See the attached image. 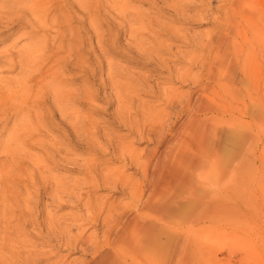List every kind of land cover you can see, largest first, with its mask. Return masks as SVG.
Listing matches in <instances>:
<instances>
[{
	"label": "rangeland",
	"instance_id": "374dc122",
	"mask_svg": "<svg viewBox=\"0 0 264 264\" xmlns=\"http://www.w3.org/2000/svg\"><path fill=\"white\" fill-rule=\"evenodd\" d=\"M28 1L0 0V13L12 6L9 14L19 13ZM226 1L50 0L43 25L30 15L23 22L15 15L0 26V52L22 54L46 46L51 66L44 68L54 73L52 85L61 94L56 103L49 89L41 102L27 101L24 112L32 118L22 124L13 111H0V264L91 259L74 247L80 232L102 238L101 219L94 225L87 216L103 203L126 207L131 202L126 189L106 183L109 174L139 176L120 150L131 145L141 155L152 147L135 131L143 112L165 102L172 90L177 102L194 90L192 80L177 74L188 68L200 72L191 58L201 54L213 33L226 30L225 12L233 16ZM256 1L264 7V0ZM260 58L264 81V53ZM18 73L19 68L2 72L0 66V86ZM170 108L165 109L177 112ZM182 112L178 120L171 118L174 128L186 118ZM12 134L15 141H9ZM261 137L262 167L257 181L249 182L245 216L232 218L225 232H200L198 246L191 249L193 264H264V125ZM8 145L14 154L4 153Z\"/></svg>",
	"mask_w": 264,
	"mask_h": 264
},
{
	"label": "bare ground",
	"instance_id": "6f19581e",
	"mask_svg": "<svg viewBox=\"0 0 264 264\" xmlns=\"http://www.w3.org/2000/svg\"><path fill=\"white\" fill-rule=\"evenodd\" d=\"M226 3L233 11V16L225 12L226 30L219 28L202 45L201 54L191 58L200 72L192 74L188 68L177 74L182 81H193L189 97L177 102L172 90L165 102L143 112V121L135 131L139 137H147L152 147L141 155L131 145L120 150V156L136 167L139 176L131 180L114 170L106 183L126 189L131 202L126 207L103 203L87 216L88 223L94 225L101 219L103 230L101 240L83 232L75 237L74 247L79 245L93 255L83 264H193L196 257L191 249L199 242L200 232L206 236L225 232L232 218L238 221L245 216L251 195L249 182L257 181L263 160L260 57L264 53V7L256 0ZM49 7L50 0H29L14 16L9 14L11 8H3L0 26L15 15L14 19L22 22L30 15L34 23L43 25ZM45 48L35 46L22 54L9 49L0 52L2 72L19 68L15 77L0 86V111L21 116L19 124L32 118L24 112L29 107L27 101L41 102L48 89L52 101L59 102L61 94L52 85L54 73L44 68L51 66ZM167 106L177 112L166 110ZM184 110L186 118L174 128L171 118L178 120ZM14 135L9 141L17 139ZM225 145H230L227 151L222 148ZM5 149V154H14L9 145ZM10 158L16 165L15 158ZM164 244H168L166 249Z\"/></svg>",
	"mask_w": 264,
	"mask_h": 264
}]
</instances>
